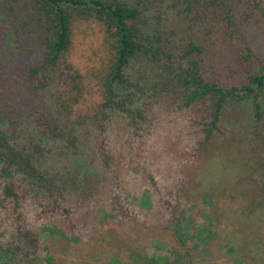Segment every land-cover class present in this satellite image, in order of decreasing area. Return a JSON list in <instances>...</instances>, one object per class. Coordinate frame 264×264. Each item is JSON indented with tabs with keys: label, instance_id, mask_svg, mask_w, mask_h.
Segmentation results:
<instances>
[{
	"label": "trees",
	"instance_id": "1",
	"mask_svg": "<svg viewBox=\"0 0 264 264\" xmlns=\"http://www.w3.org/2000/svg\"><path fill=\"white\" fill-rule=\"evenodd\" d=\"M147 1L133 0L129 4L123 0H0V40L6 43V48L2 46L3 53L10 54L13 62L19 56L29 58L21 72H16L22 92L9 89L6 83L0 89L1 220L19 222L24 198L31 192L48 195L54 203L59 200L65 203L72 194L85 202L102 195L96 179L99 165L89 152L81 154L82 132L92 134L90 131L101 129L116 118L125 120L130 130L140 131L147 121V107L164 102L172 92L174 95L179 92L184 107L202 103L209 110L200 144L205 160L193 181L181 191L187 196L188 192L197 193L198 199L205 197V202L211 204L207 209L204 206L207 223L195 225V240L205 246L210 240L207 234L211 235L215 228L224 226L241 231L245 224L262 222L264 186L260 187L261 192L252 190L254 197L245 200V196L249 184L252 185L248 178L252 167L248 158L254 144L264 139L258 130L239 132V126L227 132L222 120L228 106L248 103L253 123L262 122L264 63H259L245 85L221 87L203 75L199 61L203 49L194 40L183 37L175 40L173 31L144 35L161 18L150 25L144 16ZM177 1L191 11L195 7L203 10L217 7L224 0ZM236 1L255 3V0ZM89 21L103 28L111 52L94 78L99 85L101 103L92 118H82L77 115L87 94L85 79L68 62V55L74 24ZM159 22L163 23L161 19ZM28 47H31L29 53ZM253 58L246 50L243 59ZM138 170L134 171L138 173ZM16 175L27 181L31 192L14 182ZM140 178L153 181L144 170ZM216 193L230 197L225 211L215 200ZM141 204L150 207V197L145 195ZM102 212L98 219H111L112 214ZM229 215L231 218L227 219ZM182 219L185 228L181 232L178 228V237L188 235L193 223L190 216L182 215ZM48 234V239L53 241L59 238L81 244L78 238L67 237L60 230L51 229ZM16 239V245L15 242L0 249V264L36 261L38 234L18 224ZM120 248V244L111 246L112 255L105 264H120ZM237 253L241 256L234 257V264H249L247 261L254 257L245 246L236 250ZM131 259L137 264L141 262L137 254H132ZM144 259L147 264H173L170 256ZM261 262L264 264L263 259Z\"/></svg>",
	"mask_w": 264,
	"mask_h": 264
},
{
	"label": "rangeland",
	"instance_id": "2",
	"mask_svg": "<svg viewBox=\"0 0 264 264\" xmlns=\"http://www.w3.org/2000/svg\"><path fill=\"white\" fill-rule=\"evenodd\" d=\"M123 1L131 4L133 0ZM144 7V16L150 25L160 16L163 21L161 23L159 19L144 35L173 31L175 40L182 37L194 40L203 49L199 57L203 75L221 87L245 85L259 63H264V0H255V3L224 0L217 7L207 10L195 7L191 11L177 0L147 1ZM0 43V89L6 83L9 89L22 92L16 72H21L29 58L19 56L13 62L10 54L3 53L2 46L6 43L3 40ZM27 49L29 53L31 47ZM246 50L253 59H243ZM109 52L106 34L99 24L92 21L74 24L68 62L84 77L87 89L84 101L78 107L79 115H76L79 117H91L101 103L99 85L94 78L110 57ZM31 54L37 58L35 52ZM167 97L164 102L147 107V121L140 131L130 130L125 120L116 118L103 124L101 129L90 131L92 134L82 132L81 154L89 152L100 167L96 179L102 195L92 197L91 201H82L72 194L65 203L63 200L54 203L48 195L37 196L31 192L23 177L14 176V182L21 183V189L30 191L31 195L24 198L23 216L19 222L0 218V249L17 244L15 230L18 224L38 234L39 240L36 261L12 264H105L112 255L114 244L121 245L120 264H137L132 261V254L138 255L139 264H147L146 257L165 256L172 257L173 264H186L187 261L191 264H234V257L241 256L235 252L242 246L254 256L247 261L249 264H262L264 215L261 223L245 224L241 231L224 226L215 228L211 235L207 234L206 238L210 240L205 246L195 240V225L207 223L204 206L207 209L211 204L205 202V197L198 199L197 193L188 192L187 196L181 191L193 181L205 160L200 144L203 126L209 121V110L202 103L184 107L179 92L176 95L172 92ZM262 103L263 120L257 125L253 123L250 104L228 106L222 120L226 131L239 126V132L255 133L258 130L264 139V99ZM262 144L264 140L254 144L248 158L252 166L248 178L253 186L249 184L245 200L254 197L251 193L254 188L260 191L264 186ZM138 168L137 173L134 170ZM142 170L150 174L153 181L141 179ZM216 194L215 200L225 211L230 197ZM145 195L150 197L151 206L144 208L141 202ZM245 203L242 208L246 207ZM102 210L112 214L111 219H98ZM182 215L193 218V223L188 235L178 237V228L180 232L185 228ZM230 218L229 215L227 219ZM51 229L78 238L81 244L48 239ZM101 240L105 243H100ZM185 252H188L186 257ZM174 257L177 258L174 260Z\"/></svg>",
	"mask_w": 264,
	"mask_h": 264
}]
</instances>
